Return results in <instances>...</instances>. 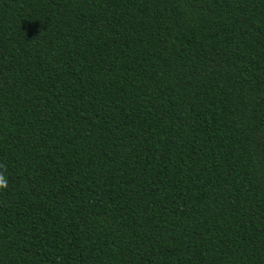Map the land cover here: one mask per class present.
Masks as SVG:
<instances>
[{
    "label": "trees",
    "instance_id": "16d2710c",
    "mask_svg": "<svg viewBox=\"0 0 264 264\" xmlns=\"http://www.w3.org/2000/svg\"><path fill=\"white\" fill-rule=\"evenodd\" d=\"M0 264H264V0H0Z\"/></svg>",
    "mask_w": 264,
    "mask_h": 264
},
{
    "label": "clouds",
    "instance_id": "9594fccd",
    "mask_svg": "<svg viewBox=\"0 0 264 264\" xmlns=\"http://www.w3.org/2000/svg\"><path fill=\"white\" fill-rule=\"evenodd\" d=\"M8 188V181L5 175L0 172V190H6Z\"/></svg>",
    "mask_w": 264,
    "mask_h": 264
}]
</instances>
